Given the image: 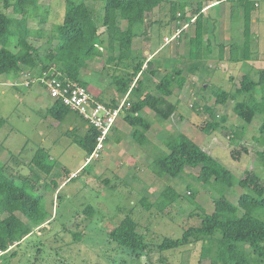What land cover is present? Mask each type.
<instances>
[{
	"label": "trees",
	"instance_id": "1",
	"mask_svg": "<svg viewBox=\"0 0 264 264\" xmlns=\"http://www.w3.org/2000/svg\"><path fill=\"white\" fill-rule=\"evenodd\" d=\"M39 1L0 0V76L11 74L20 76L24 71H36L42 76L45 72L54 69L62 74V78L75 81L88 89V83L82 79V75L87 73L89 62L104 56L101 51L103 38L99 32L100 25L94 19L93 11L86 2L58 0L66 4L64 18L61 23L53 26L52 35L45 39L42 29L34 30L29 25L38 16H41L38 21L40 24L48 22V13ZM95 1L103 2L104 5L101 25L105 28L104 34L107 37V64L131 69L126 77L123 75L113 77V83L119 94L128 95L125 102L127 108H124L121 116L132 127V138L140 146H145L150 143L146 133L150 130L152 122L142 117L140 112L144 108H149L158 119L168 121L178 109L169 98L174 94V90L184 88L187 77L199 71L200 61L210 53V48L204 47L202 6L200 4L183 5L168 0ZM232 2V15L244 18L246 42L242 45L234 43L230 46L229 62L240 63L250 58V20L251 13L256 7L252 0H232ZM165 6H167L166 13L170 23H179L182 19L191 20L187 18L188 11L196 18L193 24L195 36L189 40L188 44L190 59L186 61L187 64L185 62L177 66L173 73L164 75L155 85L154 92L144 94V90L140 88L143 86L142 76L148 73L151 77H155L158 70L151 69L153 59L134 58V41L147 25L150 15H153L156 9ZM119 19L127 23L125 29L119 26ZM151 21L155 24L157 20ZM43 39L49 47L46 52L41 53L40 48L36 47L33 41ZM13 48L17 51H13ZM116 49H118V55H116ZM221 52L223 53V48ZM131 60L133 64H130ZM251 74L252 71L242 75L240 79L238 78V82L231 76L235 90H223L215 86L216 89L213 92L216 99L215 105L202 107L204 112L202 114H205L202 116L206 118L205 123L196 124V127L208 135L216 134L219 129L230 131V144L238 142L237 138L244 134L247 125L253 122L256 115H264V70L260 71L258 81L254 80ZM259 93L260 96H258ZM199 97L203 98L202 95ZM120 102L113 100L105 104L117 107ZM228 102L233 103V113L245 124L239 134L236 130H228L227 115L218 116L215 112V107ZM71 112L73 111L59 101H54L49 111L58 120L65 119ZM3 125L4 120L0 119V129ZM259 133L264 136V122L259 128ZM97 137L98 132L89 126L83 137H75L73 141L89 157L96 147ZM163 143L168 152L154 159L151 171L160 178L165 176L176 178L183 174L196 178L199 183L217 193L218 196L213 200L214 212L209 214L203 207L193 203L195 209L188 218V222H192L193 225L186 228L188 224H183L184 230L181 237H165L160 244L152 246L146 242L145 236L139 231V223L131 212L109 232V240L118 247L128 248L136 258L149 254L153 249L165 252L187 245L201 244L200 261L209 260L210 264H253L263 261V179L255 171L246 170L237 186L242 193L236 202H232L226 198V193L234 187V175L216 157L183 133H173ZM235 153V151L232 152L233 158L240 154ZM257 156L259 165L264 168V150L258 152ZM46 159V153L40 150L32 159V165L50 173L52 166L45 164ZM192 195L195 198L196 194L192 193ZM180 199L181 195L178 192L167 187L154 204L148 203L146 197L142 198V203L148 210H152V206H157L159 212H164L167 208L171 209ZM92 209L88 207L87 211ZM168 214L172 213L168 211ZM0 215H4V217L0 216V260L5 257V261L9 260L5 255L12 248L18 247L36 229L45 228L43 226L49 225L52 219L44 208L42 195H36L33 190H28L26 183L16 184L7 175L6 165L1 163ZM73 236L76 241L82 239L79 234ZM245 246H249L250 251L246 250ZM161 261L164 262V259Z\"/></svg>",
	"mask_w": 264,
	"mask_h": 264
},
{
	"label": "rangeland",
	"instance_id": "2",
	"mask_svg": "<svg viewBox=\"0 0 264 264\" xmlns=\"http://www.w3.org/2000/svg\"><path fill=\"white\" fill-rule=\"evenodd\" d=\"M75 1L86 2L90 6L94 13V19L100 25L99 32L102 34L104 44L101 45L104 56L95 58L88 63L87 73L82 75V79L88 83V89L92 93L101 91L100 96L105 101H110L112 98L118 100L122 95L114 85L113 77L116 75L126 77L131 69L107 64V37L104 34L105 28L101 25L104 16L103 2ZM168 1L180 2L181 0ZM190 1L189 3L196 4V1L200 0ZM207 1L203 0V2ZM258 1L261 5L260 12L264 14V0ZM39 4L48 13V22L40 24L38 21L41 16H38L29 25L34 30L42 29L46 39L52 35L53 26L62 22L66 4L58 0H40ZM166 9L167 6L156 9L153 15L147 19V25L139 32L140 36L134 41L133 56L137 60H147L145 51L160 52L153 59L151 69L158 71L161 69V74L151 77L145 73L142 76V81L147 85L154 86L156 81L159 82L164 75L173 73L178 56H188L187 34L190 29L189 27L186 29V22L182 25L179 24L180 28L183 27L181 38L178 37L166 43V38L172 37V29L175 26L169 22ZM151 20L159 22L156 21L154 24ZM242 21L244 22V18ZM118 24L122 29L127 26V23L120 19ZM233 25L235 26V24ZM232 33L236 43H240L237 42L242 38L239 28H232ZM257 33L256 36L259 37L260 33ZM259 40L264 44L263 36L260 35ZM244 42L246 40L242 43ZM33 43L40 48L41 53L46 52L49 47L44 39L33 41ZM172 46L174 50L171 57ZM174 53L178 56L176 57ZM116 55H118V49H116ZM217 58L213 57L212 60H217ZM256 59L258 60V57ZM130 64H133L132 60ZM228 66L229 68L222 67L218 71L214 69L213 73L208 76L210 80L205 75H189L183 90L181 92H178L177 89L174 90V95L177 94L176 96L180 97V101L185 104L187 109L182 112L183 115L188 117L177 116L178 126L174 125L170 129L168 127L164 133L169 135L181 133L178 129L179 123L191 121V116L195 117L197 124L205 123L206 118L202 116L205 115L202 114L204 113L202 107L215 105L216 99L213 96L215 86L221 87L223 90H235L231 76L238 82V78L240 79L247 72L246 69L240 68L241 63ZM251 71L252 78L258 81L261 69L258 71L254 68ZM32 73L30 81L38 78L36 71ZM6 76L2 75L3 78H7ZM18 82L22 83L20 80ZM20 84H14L18 88L5 87L0 84V119L4 120V125L0 129V163L6 165L7 175L16 184L26 183L28 190H33L36 195H42L44 208L52 219L49 225L43 226L45 228L36 229L18 247L12 248L5 255L9 260L5 261V257H2L0 264H210L209 260L200 261L201 244L198 246L187 245L165 252L153 249L149 254H143L140 258H136L128 248L118 247L109 240L108 236L109 232L116 228L127 214L132 212L139 223V231L151 246L160 244L165 237L179 238L183 234V224H188L186 228L193 225L192 222H188L190 214L195 209L193 203L203 207L209 214L214 212L213 200L218 196L215 191L186 174L176 178L165 176L156 179L151 175H143L145 178L139 182L133 178V167L128 173L129 168L126 169L127 163L122 157L119 159L122 168H119L116 176L113 172L117 167L113 164V160H117L118 162H115L117 164H119V160L117 155L115 158L114 156L109 157L111 153L109 147L111 141L109 140L105 142L100 158L86 164L88 158L86 152L75 144L73 139L86 134L87 123L75 113H69L65 119L58 120L49 111L40 112L41 108L37 104L23 99V94L27 89L21 87ZM32 86L39 93L46 92L40 82H33ZM16 92H21V94ZM12 93L15 95L13 96ZM199 94H202L203 99L199 97ZM215 108L218 116H228V130H236V133L239 134L245 124L233 113V103L228 102ZM197 113L199 114L197 115ZM52 121L55 122L52 124ZM158 121L167 122L160 119ZM263 122L264 115H256L253 122L247 125L244 134L241 137H236L238 142L235 144L229 142L230 131L219 129L213 135L203 133L198 128L191 131L195 137L192 140L216 157L233 173L234 187L226 193V198L232 202H236L242 193V190L237 186L246 170L255 171L264 181V168L259 165L257 156L258 152L264 150V136L259 133ZM162 146L164 150H168L164 144ZM40 150L46 153L45 164L52 166L50 173L41 171L32 165V159ZM233 151L240 154L233 158ZM164 154L162 151L155 152L154 158H160ZM84 164L85 166H83ZM141 166L142 163H138V167ZM141 169L147 172L146 165ZM167 187L181 195V199L171 209L167 208L164 212H159L157 206H152L153 209L148 210L143 205V197L148 199V203L154 204ZM192 193L196 194L195 198ZM88 207L93 209L87 211ZM168 211L172 214H168ZM74 234L81 235V241H76ZM245 248L250 251L249 246H245ZM162 259L164 262L161 261ZM253 264H264V260Z\"/></svg>",
	"mask_w": 264,
	"mask_h": 264
},
{
	"label": "crops",
	"instance_id": "3",
	"mask_svg": "<svg viewBox=\"0 0 264 264\" xmlns=\"http://www.w3.org/2000/svg\"><path fill=\"white\" fill-rule=\"evenodd\" d=\"M177 1V0H176ZM255 2V7L257 9H254L251 13V20H250V35H249V41H250V58L247 61H243L240 62L241 66L240 68H244L247 70L246 73H248V71H251L252 69L256 68L258 71L259 69L264 70V57H262L264 55V44L261 42L260 43V35L264 37V14H262V12H260V1L258 0H252ZM191 2L190 0H185V1H180L178 3L180 4H191L189 3ZM196 4H200L202 6V14H203V32H204V47H208L210 48V53L208 55H205L204 58H202V60L200 61L199 64V71L194 73L196 76L197 75H205L207 78H209L208 80H210V77H208L210 74L213 73L214 69H217V71L224 67V69L229 68V64H239V63H230L229 59H230V46L233 44V33H232V28H239V31H241V35L240 37L244 38V40H246L245 34H244V22L242 21V17L241 16H237L235 15V18L232 14V10H233V2L232 0H223L221 2H219L218 0H208L207 2H203V0L200 1H196ZM264 3V2H263ZM189 13H187V18H190L191 20L188 19H182L181 21L178 22H173L171 24H175L174 28L172 29L173 31V35L177 32L178 29H180L179 24L182 25V23L189 24V33L187 34V38H188V43L189 40L191 38H193L195 36V27H194V22H192V19L195 18L191 15L190 11H188ZM233 16V17H232ZM235 24V26L233 25ZM187 29V28H186ZM185 31V30H184ZM183 32V30H182ZM259 32V37L256 36L258 35ZM172 35V36H173ZM186 36V35H185ZM184 36V39H185ZM167 37V36H166ZM165 37V38H166ZM183 37V36H182ZM233 37V38H232ZM181 38V34L179 39ZM242 38H240L237 42L240 43H236V40L234 39V43L237 45H242L243 41ZM242 41V42H241ZM104 45V44H103ZM221 48H223V53L221 52ZM15 48H13V51H17L14 50ZM102 49V48H101ZM171 57L172 52L174 50L173 46L171 48ZM160 52L156 51V52H147L145 51V56L148 58V60L151 59H155L156 56L159 54ZM157 54V55H156ZM175 54V53H174ZM175 56L177 57L178 55L175 54ZM213 57H218L217 60L213 59ZM256 57H258V60L256 59ZM190 59V51H188V56H178L177 60H176V64L175 66H180L183 63H185L186 61H188ZM260 59V60H259ZM187 64V62H186ZM160 71H162L160 69ZM160 71H157L156 76L160 73ZM30 71H24L20 76H16L11 74L7 75V78H3L2 76H0V84L5 86V87H12V88H18L15 87L14 84L19 85L20 83L18 82V80L22 81V83L20 84L21 87H24L27 89V91L23 94V99L25 100H29L30 102L37 104L38 107H40V112H46V111H50V109L52 108V105L54 104V101L49 97V95L45 92H41L39 93L38 91L34 90L32 83L29 86H26V82L30 81V78H32V72ZM241 72V71H240ZM38 73V72H37ZM244 73V74H246ZM192 75V74H191ZM40 75L38 74V77ZM155 76V77H156ZM188 78V77H187ZM26 79V80H24ZM14 83V84H13ZM18 83V84H17ZM158 82L156 81V83L153 85H147L144 84L143 82V86L140 87L142 89V91L144 90V94L149 93V92H154V87ZM135 84V82H134ZM133 87V85H132ZM178 90V89H177ZM183 90V89H182ZM182 90H178V92H181ZM19 93V95L21 94V92H16ZM92 93V92H91ZM98 100L104 102V103H111L113 100H115L116 98H112L110 101H105L101 96V91H95V93H92ZM129 94V93H128ZM12 95L14 96L15 94L12 93ZM177 95V94H176ZM176 95H172L169 100L171 101L172 104L177 105V111L176 113L165 123H161L160 121H158L155 113L150 110L149 108H144L142 110V112H140V115L148 120H150V122H152V126L150 128V130L146 133V136L149 140V144H146L145 146H140L139 144H137V142L132 138L131 134H132V127L129 126L127 124V122H125L124 117L121 116L115 127L113 128L110 137L108 138L109 141V147L111 148V153L109 155V157L114 156V158L116 157V155L118 156V160L121 159V157L124 159V161L127 163L125 165L126 169H128V173L131 169V167H133V178L136 180H139V182H141L143 180V175H151L152 178L155 177V179L157 178V176L151 171V166L152 163L154 161V154L155 152H165L167 153L168 150H164L162 144H164L163 142L167 139V136L169 135L168 133H164L166 130V128L169 127L172 128V126L177 125V116L180 115V117H182L183 113L185 110L187 111L185 104L183 102L180 101V97H177ZM202 94H199V96H201ZM121 96V95H120ZM128 95L126 96H122L121 98H119L117 101H123L125 99H127ZM173 98V99H172ZM203 99V98H202ZM22 100V98H21ZM174 100V101H172ZM184 105H183V104ZM185 108L182 110V108ZM73 113V112H71ZM76 114V113H75ZM184 116V115H183ZM185 118L188 116H184ZM55 121H52V124ZM165 124V125H164ZM179 128L181 133L185 134L187 137L189 138H194L191 131L193 130H197V127L195 124H197V121L195 119V117L191 116V121L184 123V121H181L179 123ZM71 128V127H70ZM89 126L87 125L86 129L88 130ZM86 130V132H87ZM168 134V135H167ZM128 149H130L129 151H127ZM116 150V151H115ZM118 152V153H117ZM110 161V160H109ZM113 164L116 165L117 168H115L114 170V174L117 176L118 172H119V168L120 167V160H119V164L115 163L118 162L117 160H113ZM138 163H142L141 167H144V165L147 166V172L144 169H141V167H138ZM87 164V163H86ZM30 165V163H29ZM112 164H110L111 166ZM85 166V164L83 165ZM82 166V167H83ZM108 166V165H107ZM112 167V166H111ZM81 169V168H80ZM113 175V174H112ZM130 175V174H129ZM118 178V177H117ZM56 182V181H55ZM55 186H58V184H55Z\"/></svg>",
	"mask_w": 264,
	"mask_h": 264
},
{
	"label": "built area",
	"instance_id": "4",
	"mask_svg": "<svg viewBox=\"0 0 264 264\" xmlns=\"http://www.w3.org/2000/svg\"><path fill=\"white\" fill-rule=\"evenodd\" d=\"M195 20L196 18H193L192 22L195 23ZM188 27L189 24H186V28ZM182 30L183 27L178 29L171 38H166V43L180 37ZM32 82H40L52 100L61 102L71 109V111L80 115L87 122L88 126L98 132L96 147L87 158L86 163L100 158L105 142L110 137L124 108H127L125 103L127 99L121 101L117 107H110L98 100L89 89L75 81L62 78V74L54 69L45 72L44 75L38 77L36 80L27 81L25 84L29 86Z\"/></svg>",
	"mask_w": 264,
	"mask_h": 264
}]
</instances>
